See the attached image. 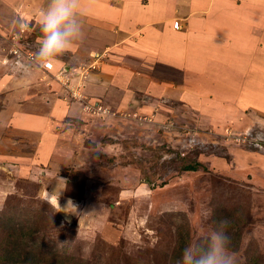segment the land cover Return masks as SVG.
Instances as JSON below:
<instances>
[{"label":"rangeland","instance_id":"rangeland-1","mask_svg":"<svg viewBox=\"0 0 264 264\" xmlns=\"http://www.w3.org/2000/svg\"><path fill=\"white\" fill-rule=\"evenodd\" d=\"M48 2L0 0V264H177L225 217L264 264V0H79L26 72Z\"/></svg>","mask_w":264,"mask_h":264},{"label":"clouds","instance_id":"clouds-1","mask_svg":"<svg viewBox=\"0 0 264 264\" xmlns=\"http://www.w3.org/2000/svg\"><path fill=\"white\" fill-rule=\"evenodd\" d=\"M78 8L79 0H49L41 11L38 48L33 60L23 66L26 72H32L33 66L37 71L50 67L82 38L83 22ZM230 223L227 217L216 221L207 230L203 244L195 242L182 249L177 264H237L236 254L229 247Z\"/></svg>","mask_w":264,"mask_h":264},{"label":"trees","instance_id":"trees-1","mask_svg":"<svg viewBox=\"0 0 264 264\" xmlns=\"http://www.w3.org/2000/svg\"><path fill=\"white\" fill-rule=\"evenodd\" d=\"M195 166H187V167H185V170H187V171H194L195 170Z\"/></svg>","mask_w":264,"mask_h":264},{"label":"bare ground","instance_id":"bare-ground-1","mask_svg":"<svg viewBox=\"0 0 264 264\" xmlns=\"http://www.w3.org/2000/svg\"><path fill=\"white\" fill-rule=\"evenodd\" d=\"M44 198L46 199V200H50V194L49 193H47V192H44Z\"/></svg>","mask_w":264,"mask_h":264}]
</instances>
